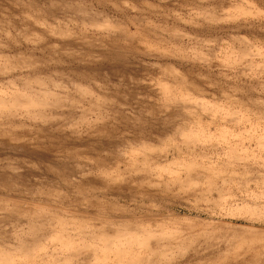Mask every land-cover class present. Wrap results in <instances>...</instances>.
I'll return each mask as SVG.
<instances>
[{
	"label": "rangeland",
	"instance_id": "374dc122",
	"mask_svg": "<svg viewBox=\"0 0 264 264\" xmlns=\"http://www.w3.org/2000/svg\"><path fill=\"white\" fill-rule=\"evenodd\" d=\"M0 264H264V0H0Z\"/></svg>",
	"mask_w": 264,
	"mask_h": 264
},
{
	"label": "bare ground",
	"instance_id": "6f19581e",
	"mask_svg": "<svg viewBox=\"0 0 264 264\" xmlns=\"http://www.w3.org/2000/svg\"><path fill=\"white\" fill-rule=\"evenodd\" d=\"M27 105H29V104H27Z\"/></svg>",
	"mask_w": 264,
	"mask_h": 264
}]
</instances>
